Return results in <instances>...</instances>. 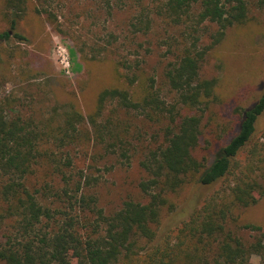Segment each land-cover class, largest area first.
<instances>
[{
  "label": "trees",
  "instance_id": "obj_1",
  "mask_svg": "<svg viewBox=\"0 0 264 264\" xmlns=\"http://www.w3.org/2000/svg\"><path fill=\"white\" fill-rule=\"evenodd\" d=\"M157 1L154 10L142 11L131 26L134 32H148L155 13L182 28L181 48L165 69L176 93L174 102L154 83H141V91L134 88L138 75L130 65H125L130 69L124 74L127 86L104 88L93 112L86 116L73 108L62 124H42L12 111L10 102L0 98V201L7 204L2 217L13 222L0 241V264H255L254 256L264 264V227L245 224L255 232L249 240L229 225L234 208L254 205L264 197V141L256 137L264 114V86L252 105L236 108L238 128L231 139L209 156H195L203 134V113L196 110L205 112L218 99V79L202 77V65L227 29L249 20L250 2ZM5 3L16 17L26 15L28 0ZM256 3L264 8V0ZM16 21L12 19L13 26ZM207 25L216 26L208 41ZM10 35V30L0 31V42L8 41ZM108 104L115 105L113 113L125 111L159 122L169 119L164 143L141 161L146 176L139 187L147 200L129 198L120 209L106 213L98 197L84 190L87 178L83 182L82 175L73 189L71 178L57 163L54 168L63 174L67 186L55 196L68 205L48 204L29 187L28 178L45 158L58 162L56 150L63 151L81 136L78 126L83 122L91 125L98 143L108 144L112 153L130 160L133 146L126 139L127 131L114 116L101 120ZM106 138L111 141L105 143ZM70 163L68 157L63 165ZM192 181L206 186L223 182V186L180 226L152 244L159 235L163 211L174 206L170 195Z\"/></svg>",
  "mask_w": 264,
  "mask_h": 264
},
{
  "label": "rangeland",
  "instance_id": "obj_2",
  "mask_svg": "<svg viewBox=\"0 0 264 264\" xmlns=\"http://www.w3.org/2000/svg\"><path fill=\"white\" fill-rule=\"evenodd\" d=\"M249 20L227 29L223 41L210 51L202 65L201 76L217 78L218 99L203 113V134L195 156L201 159L225 145L237 132L236 108L252 105L264 86V8L257 0H249ZM157 0H28L26 15L16 17L0 0V31L10 30L8 41L0 42V98L9 101V109L48 124H62L67 113L75 108L88 116L96 108L99 93L106 87L128 85L124 74L130 65L138 80L134 88L141 91L144 83H154L162 95L174 102L165 76L167 63L174 59L183 41L182 28L174 27L162 17L152 14V28L134 32L131 23L142 11L154 10ZM52 14V15H51ZM15 18L16 25H12ZM216 30L215 25L204 29L205 40ZM17 33L25 36L19 39ZM67 63L68 66L66 65ZM108 104L101 120L114 116L126 139L133 146L130 160L112 153L108 144L96 141L91 125L78 127L81 136L69 146L57 151L58 162L44 159L28 178V185L38 191L39 198L60 206L55 194L67 186L63 174L55 170L57 163L66 171L73 189L84 175L89 184L86 193L98 197L106 213L120 209L125 200L146 201L139 187L146 176L141 161L151 150L163 144L169 119H150L113 113ZM256 137L264 141V114L260 118ZM106 138L105 143L110 142ZM98 144H97V143ZM52 146V145H51ZM111 151V152H110ZM120 151V149H118ZM243 152L241 158L244 157ZM70 159V165L63 163ZM223 186V182L206 186L192 181L170 195L174 206L165 209L157 244L172 229L188 219L193 210ZM83 190V191H84ZM7 204L0 201V241L13 223L2 217ZM230 228L249 240L254 231L245 224L264 227V197L256 204L233 209ZM259 264V258H252Z\"/></svg>",
  "mask_w": 264,
  "mask_h": 264
},
{
  "label": "built area",
  "instance_id": "obj_3",
  "mask_svg": "<svg viewBox=\"0 0 264 264\" xmlns=\"http://www.w3.org/2000/svg\"><path fill=\"white\" fill-rule=\"evenodd\" d=\"M69 63H67L66 65L68 66Z\"/></svg>",
  "mask_w": 264,
  "mask_h": 264
}]
</instances>
